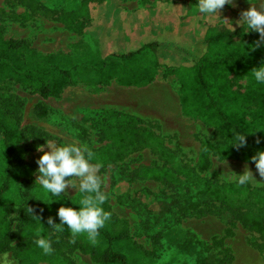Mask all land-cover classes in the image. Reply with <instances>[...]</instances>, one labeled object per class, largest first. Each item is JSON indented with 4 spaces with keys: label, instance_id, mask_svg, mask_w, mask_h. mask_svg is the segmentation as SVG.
<instances>
[{
    "label": "rangeland",
    "instance_id": "rangeland-1",
    "mask_svg": "<svg viewBox=\"0 0 264 264\" xmlns=\"http://www.w3.org/2000/svg\"><path fill=\"white\" fill-rule=\"evenodd\" d=\"M68 1L48 0L45 4L41 0H0V40L25 41V47L13 54V60L33 65L37 57L32 51L43 56L60 54L69 60L90 54L93 42L85 30L100 34L103 27L110 24L109 18L106 19L110 10H100L103 21L102 16L96 15L95 8L102 0H88L90 16L63 23L57 20L61 14L73 17L66 5ZM82 1L76 0L77 8L80 9ZM113 1L124 9H154L171 3L169 0ZM196 2L184 0L182 3L189 5L192 12ZM99 24L103 25L100 30L94 28ZM102 35H106L107 40L116 39L115 35ZM239 39L241 37L236 38ZM95 75L98 74L94 71L82 73L76 85L65 87L56 96L42 98L8 72L0 73V113L7 118L10 129L19 132L8 140L0 133V175L6 172L9 150L18 156L26 155L28 161L37 165L36 160L42 155L37 145L45 144L47 151L46 140L63 144L76 139L93 152L91 163L101 165L97 175L108 197L103 207L111 212V220L100 230L95 243L84 236L74 238L66 226L64 230L54 229L48 225V218L52 217L59 224L57 210L61 203L79 207L82 194L69 187L66 193L73 197L70 202H43L39 199H48V196L33 182L29 167L17 165L4 195L12 228L11 248L0 252L10 251V256L13 253L17 264H98L78 249L79 245H97L110 246L130 264H200L203 252L206 254L203 263L213 264L215 257H228L222 245L238 233L250 234L249 243L258 247L264 256V229L263 233L255 232L241 222L243 213L244 217L253 216L256 210L243 212L246 208L239 205L246 197L229 191L234 187L246 192L255 190L252 200L262 201L260 219L264 225V186H258L257 182H264V178L259 176L252 162L219 160L212 153L206 170L197 167L201 143H219L224 139L211 127L182 114L177 103L179 84L175 74L161 66L155 80L145 86L119 85L114 79L101 84ZM122 79L127 81L126 77ZM232 83L235 89L243 91L246 78L232 80ZM162 93L172 99L169 106L164 99L158 104ZM246 167L257 181L238 186L226 183L221 176L234 172L230 173L234 177L235 173L242 174ZM140 174L158 176L141 177ZM207 186L221 188L223 194L219 199L204 202L206 197L200 192ZM259 192L263 197H257ZM182 195L197 200V209L192 210L188 199ZM27 207L33 209L41 222L25 213ZM220 213L230 220L228 224L220 219ZM41 230L52 241L54 252L51 255L43 254L33 243V233ZM107 234L122 236L109 242ZM191 235L192 242L186 245ZM211 236L216 237L210 240ZM200 239L208 243L211 250L207 252L206 248L195 244V240Z\"/></svg>",
    "mask_w": 264,
    "mask_h": 264
},
{
    "label": "trees",
    "instance_id": "trees-1",
    "mask_svg": "<svg viewBox=\"0 0 264 264\" xmlns=\"http://www.w3.org/2000/svg\"><path fill=\"white\" fill-rule=\"evenodd\" d=\"M89 5V1L84 0L80 9L71 11L73 17L61 14L57 20L65 23L70 22L72 18H74L72 21H75V18L85 19L91 14ZM95 8L96 15L102 18L100 10L103 8L110 10L106 18H109L110 24L103 27L100 34H94L95 32L90 34L91 29L86 28V34L93 42L90 54L81 59L69 60L60 54L43 56L32 51L37 57V62L27 65L12 58L13 54L25 47V41L15 38L4 39L0 40V73L8 72L16 81L30 87L42 98H48L58 95L65 87L76 85L82 73L88 71L97 73L95 76L99 77L101 84L110 83L114 79L119 85L145 86L154 80L157 69L165 66L177 77L179 84L177 92L182 114L211 127L224 139L219 143H201L197 167L200 170L209 167L210 153L219 160L252 162L250 157L257 150L264 148V130H260L264 128V84H256L250 72L264 61V45L254 51L251 48V45L260 39L257 32L252 30L245 32L246 26H243L242 22H239L240 19L225 7L218 10L216 16L199 15L197 2L192 12L189 5L165 3L154 9L127 13L113 0L99 1ZM102 26L99 24L94 28L100 30ZM102 34L110 37L115 35L116 39L107 40L106 35ZM239 37L241 39L237 41L236 38ZM124 77L127 81H123ZM243 77L246 78L244 90L235 89L232 80L238 81ZM130 80L141 83L132 84ZM238 130L248 132L247 145L244 147L237 148L231 145L233 132ZM0 133L7 140L19 135L16 129H10L7 118L1 113ZM257 139L261 142L257 143ZM25 156H18L13 150H9L6 172L0 175V251L11 248L9 241L12 228L8 221L10 213L4 195L9 189L15 167L17 165L29 167L33 182L40 187L35 182L38 166L28 161ZM223 191L215 186H207L200 193L203 192V196L206 197L204 202H207L219 199ZM229 191L232 194L240 193L242 198L246 197L239 202V206L246 208L243 212L251 208L256 210L253 216L244 217L243 213L242 224L255 232L263 233L264 225L260 219L262 201L252 200L255 190L246 192L234 187ZM65 195L69 196L67 193ZM181 197L188 199L192 210L197 209V200L186 195ZM257 197H263L262 193L259 192ZM66 198L72 200L73 197L70 195ZM175 199L178 200L177 197ZM105 210L109 211L106 208ZM222 215L220 213V219L228 224L230 220L224 219ZM117 235L107 234L108 241L122 236ZM21 237L25 239L24 232L21 233ZM191 242L192 235L189 236L186 245H190ZM195 244L206 248L207 252L211 250V246L201 239L195 240ZM222 247L228 252V257L226 259L215 257L213 264L232 262L231 250L223 245ZM78 249L88 254L98 264H130L123 254L110 246L103 248L97 245H79ZM203 253L200 256V264H204L203 258L206 254Z\"/></svg>",
    "mask_w": 264,
    "mask_h": 264
},
{
    "label": "clouds",
    "instance_id": "clouds-1",
    "mask_svg": "<svg viewBox=\"0 0 264 264\" xmlns=\"http://www.w3.org/2000/svg\"><path fill=\"white\" fill-rule=\"evenodd\" d=\"M248 2L253 5L258 4L259 7L251 6L244 10L239 22L246 26L245 32L252 30L259 33V41L251 45L254 51L264 45V0H255V2L248 0ZM226 4L234 6V0H197V13L202 16H216L218 10ZM250 72L256 84H264V61ZM260 130H264V128H260ZM247 133L245 130L233 132L231 145L237 148L246 146ZM256 142L260 143L261 141L257 139ZM45 143L49 149L47 151L45 144L37 145V151L42 152V155L36 160L38 176L35 182L45 191L48 199H36L49 204L54 201L71 200L66 198L69 196L65 195L69 187L82 194V198L77 204L79 207L66 206L61 203L57 210L59 224L49 217L48 225L58 230H64L66 226L74 238L84 236L90 242L95 243L100 230L111 220V212L106 211L103 207L108 197L102 190V179L97 175V170L101 165L91 163L94 159L93 152L76 139L63 144L51 143L48 140ZM250 160L255 164L259 176L264 178V148L257 150ZM230 173L234 172L221 174L226 183L245 186L253 180L257 181L251 169L247 167L242 174L235 173L234 177ZM257 182L258 186H264V182ZM24 211L33 219H38L41 222L40 218L34 215L32 208L27 207ZM33 235L35 237L33 243L43 251V254H53L52 241L43 234L42 230L36 231ZM0 264H17V258L13 253L10 256V251L0 252Z\"/></svg>",
    "mask_w": 264,
    "mask_h": 264
},
{
    "label": "crops",
    "instance_id": "crops-1",
    "mask_svg": "<svg viewBox=\"0 0 264 264\" xmlns=\"http://www.w3.org/2000/svg\"><path fill=\"white\" fill-rule=\"evenodd\" d=\"M43 3L47 4L48 0H41ZM154 1H158V0H154ZM167 0H163V2H166ZM171 1V3H182L184 0H169ZM252 2H255V0H252ZM66 5L69 9V11H74L77 10V5H76V0H74L73 2H71L70 0L68 2H66ZM228 10L238 19H241V13L248 9L251 6H256L259 7L258 4H250L248 2V0H234V6L232 5H227ZM124 6H122L121 9H123L124 11H126L127 13H134L137 12L139 10H148L146 8H131V9H125L123 8ZM259 35V33H257ZM155 80V79H154ZM158 104L163 102V99L165 101H167V106H169L170 101L172 103V99L170 98L169 94L166 93H162L161 95L158 96ZM140 100V98H139ZM138 100V101H139ZM177 103L179 104V98L177 100ZM180 106V105H179ZM242 236V238L240 237ZM216 236H211L210 240H213ZM219 240L222 239L221 237H218ZM230 240L227 241V243L224 241V246L228 247L231 252H232V256H233V260L231 262V264H264V256L262 255L261 251L255 247L254 245H252L251 243H249L252 239L250 237V234H238V233H234L233 235V239L228 238Z\"/></svg>",
    "mask_w": 264,
    "mask_h": 264
}]
</instances>
